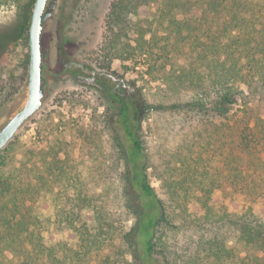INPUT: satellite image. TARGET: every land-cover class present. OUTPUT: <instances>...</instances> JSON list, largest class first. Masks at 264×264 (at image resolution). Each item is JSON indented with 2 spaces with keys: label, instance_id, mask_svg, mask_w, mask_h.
<instances>
[{
  "label": "trees",
  "instance_id": "16d2710c",
  "mask_svg": "<svg viewBox=\"0 0 264 264\" xmlns=\"http://www.w3.org/2000/svg\"><path fill=\"white\" fill-rule=\"evenodd\" d=\"M35 1L0 57L29 43ZM107 19L113 58L146 66L154 148L121 98L79 145L16 138L0 154V264H264V0H114Z\"/></svg>",
  "mask_w": 264,
  "mask_h": 264
},
{
  "label": "rangeland",
  "instance_id": "374dc122",
  "mask_svg": "<svg viewBox=\"0 0 264 264\" xmlns=\"http://www.w3.org/2000/svg\"><path fill=\"white\" fill-rule=\"evenodd\" d=\"M26 4V0H0V32L11 34L15 30ZM113 4L114 0H59L42 36L49 64L45 67L47 90L43 105L11 142L21 138L30 143L38 132L41 139L51 132V141L60 139L79 145L80 131L90 127L91 117L103 116L110 108L116 112L111 103L121 98L133 108V118L142 124V136L149 151L153 150L155 143L149 131L152 121L140 95V89L147 86L148 77L143 78L146 66L141 59L136 67L118 61L109 48L112 34L107 18ZM13 45L0 57V128L23 107L27 91L29 64L25 60L29 43L20 39ZM149 179L162 197L158 181L151 175ZM39 204L41 215L52 217L50 202L42 199ZM54 238L74 244L70 232Z\"/></svg>",
  "mask_w": 264,
  "mask_h": 264
},
{
  "label": "water",
  "instance_id": "95a60500",
  "mask_svg": "<svg viewBox=\"0 0 264 264\" xmlns=\"http://www.w3.org/2000/svg\"><path fill=\"white\" fill-rule=\"evenodd\" d=\"M59 0H36L29 28V69L27 91L23 107L0 128V153L13 140L21 127L42 107L47 81V56L42 49V36L46 22L57 9Z\"/></svg>",
  "mask_w": 264,
  "mask_h": 264
}]
</instances>
